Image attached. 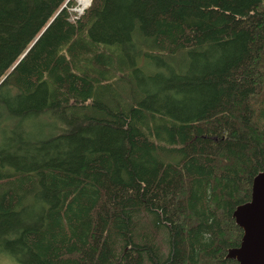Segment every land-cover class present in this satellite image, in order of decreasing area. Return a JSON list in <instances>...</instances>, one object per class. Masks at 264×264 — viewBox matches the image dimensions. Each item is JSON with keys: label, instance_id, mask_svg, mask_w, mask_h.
Wrapping results in <instances>:
<instances>
[{"label": "trees", "instance_id": "trees-1", "mask_svg": "<svg viewBox=\"0 0 264 264\" xmlns=\"http://www.w3.org/2000/svg\"><path fill=\"white\" fill-rule=\"evenodd\" d=\"M0 0V257L239 264L264 170V0Z\"/></svg>", "mask_w": 264, "mask_h": 264}, {"label": "water", "instance_id": "water-1", "mask_svg": "<svg viewBox=\"0 0 264 264\" xmlns=\"http://www.w3.org/2000/svg\"><path fill=\"white\" fill-rule=\"evenodd\" d=\"M233 216L243 235L227 256L239 264H264V170L254 176L250 199L238 204Z\"/></svg>", "mask_w": 264, "mask_h": 264}, {"label": "rangeland", "instance_id": "rangeland-1", "mask_svg": "<svg viewBox=\"0 0 264 264\" xmlns=\"http://www.w3.org/2000/svg\"><path fill=\"white\" fill-rule=\"evenodd\" d=\"M75 3L76 4L71 7V10L77 11L83 9L80 0H75ZM0 264H20V263H18L12 256L8 254H4L0 257Z\"/></svg>", "mask_w": 264, "mask_h": 264}, {"label": "bare ground", "instance_id": "bare-ground-1", "mask_svg": "<svg viewBox=\"0 0 264 264\" xmlns=\"http://www.w3.org/2000/svg\"><path fill=\"white\" fill-rule=\"evenodd\" d=\"M80 3H81V5H82V8H83V9H86V8L90 5L91 0H80ZM80 14H82V13H81V12H78L77 15H76V14L74 15V17H77V16H79Z\"/></svg>", "mask_w": 264, "mask_h": 264}, {"label": "built area", "instance_id": "built-area-1", "mask_svg": "<svg viewBox=\"0 0 264 264\" xmlns=\"http://www.w3.org/2000/svg\"><path fill=\"white\" fill-rule=\"evenodd\" d=\"M79 12H81L82 11V9L81 10H78Z\"/></svg>", "mask_w": 264, "mask_h": 264}]
</instances>
